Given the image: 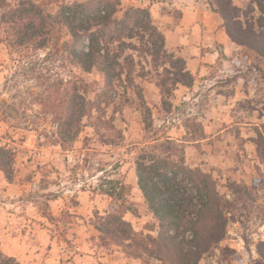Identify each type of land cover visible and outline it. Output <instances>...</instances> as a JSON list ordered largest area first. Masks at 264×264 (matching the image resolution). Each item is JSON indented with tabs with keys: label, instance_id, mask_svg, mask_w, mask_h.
Masks as SVG:
<instances>
[{
	"label": "rangeland",
	"instance_id": "1",
	"mask_svg": "<svg viewBox=\"0 0 264 264\" xmlns=\"http://www.w3.org/2000/svg\"><path fill=\"white\" fill-rule=\"evenodd\" d=\"M231 1L243 10L250 5V0ZM121 2L125 10L146 8L142 0ZM58 10V4L48 7L50 13ZM4 39L0 35V148L15 154L13 160H2L13 170L15 187L9 194V182L0 170V253L32 264L19 258L44 255L54 241L56 264H161L148 262L146 256L136 259L132 249L103 241L98 229L100 217L116 209L136 233L157 235L156 220L138 189L134 162L151 141L169 138L183 146L186 164L211 174L218 191L234 203L229 217L235 220L228 224L221 248L199 264H253L259 258L258 244L264 240V157L258 153L264 149V58L237 46L234 57L224 55V61L204 76H194L188 87L174 83L182 62L169 64L163 55L152 59L143 50L148 49L146 43H137L138 51L126 55L135 58L134 76L153 127L145 131L142 102L132 90L125 103L127 93L120 87L113 105L106 106L100 98L101 109L89 111L81 127L65 135L62 120L42 102L55 90H49L50 85L59 79V95L70 96L77 88L95 102L104 90L103 76L71 65L65 44L72 38L64 29L47 49L37 52L14 49L2 43ZM164 81L163 92L157 83ZM52 122L59 124L57 136L43 140L40 127ZM233 182L242 192L233 194L228 188ZM120 184L130 188V210L107 195ZM81 203L79 216L75 213ZM226 247L235 254L224 252Z\"/></svg>",
	"mask_w": 264,
	"mask_h": 264
},
{
	"label": "trees",
	"instance_id": "2",
	"mask_svg": "<svg viewBox=\"0 0 264 264\" xmlns=\"http://www.w3.org/2000/svg\"><path fill=\"white\" fill-rule=\"evenodd\" d=\"M53 4L59 6L56 13L48 11ZM211 6L222 17L226 33L233 43L264 58V0H250L246 10L233 5L231 0H211ZM62 29L72 38L71 43L65 44L71 65L88 74L97 70L104 78V90L95 102L88 101L77 88L71 89L70 96L59 95L58 86L63 85L59 79L50 85L49 90L55 89L52 95L56 98L52 99L50 95L42 102L62 120L61 130L65 135L81 127L89 111L101 109L102 105L97 106L100 98L105 100L102 103L106 106L113 105L120 87L127 93L122 97L125 103L129 102L128 94L132 90L142 102L140 108L145 131L153 127L143 89L134 76L137 71L135 58L132 54L126 55L127 51H138L137 43H146L148 49L143 50L152 59L163 55L169 64L174 60L182 62L184 67L177 71L174 83L193 85L194 76L186 61L169 52L166 37L149 8L130 7L125 10L121 0L72 4L60 0H0V35H5L1 42L14 49L45 50ZM166 72L169 73L168 70ZM137 77L145 78L144 75ZM165 84V81L157 83L163 92ZM167 93L170 94L169 89ZM258 153L264 157V149ZM6 156L13 160L15 154L7 147L0 148V170L12 183L13 170L7 169V163H2ZM134 164L138 189L156 220L157 235L136 233L131 223L124 219V213L115 209L100 217L103 224L98 231L103 241L132 249L135 255L132 257L136 259L146 256L148 262L152 260L161 264H199L221 248L227 237L228 224L235 220L229 217L234 203L218 191V183L211 174L186 164L182 145L169 138L162 142L154 139L137 154ZM228 188L233 194L243 190L235 182ZM129 190L128 186L120 184L107 195L122 200V206L126 205L130 210L133 204L127 200ZM223 251L235 254L227 247ZM257 251L259 258L253 264H264V240L258 244ZM0 264L22 263L0 253Z\"/></svg>",
	"mask_w": 264,
	"mask_h": 264
},
{
	"label": "crops",
	"instance_id": "3",
	"mask_svg": "<svg viewBox=\"0 0 264 264\" xmlns=\"http://www.w3.org/2000/svg\"><path fill=\"white\" fill-rule=\"evenodd\" d=\"M142 2L141 6L150 9L153 19L165 35L167 48L177 52L186 61L188 70L195 77L204 76L210 67L224 61V55L232 58L239 50L228 37L222 17L213 11L211 0H142ZM8 186L7 191L10 194L14 191L15 184L9 183ZM76 209H79V213L75 214H81L83 203ZM44 232L43 229L39 230L41 235ZM15 239L17 241V238ZM50 244L52 248L44 255L33 253L28 259L26 257L19 259L28 263L33 260L32 264H35L34 258L38 264H56L54 241Z\"/></svg>",
	"mask_w": 264,
	"mask_h": 264
},
{
	"label": "built area",
	"instance_id": "4",
	"mask_svg": "<svg viewBox=\"0 0 264 264\" xmlns=\"http://www.w3.org/2000/svg\"><path fill=\"white\" fill-rule=\"evenodd\" d=\"M40 130L45 133V134L41 135V138L43 140H46L47 136L56 137L57 136V132L59 130V124L52 122L49 126H47V125L41 126Z\"/></svg>",
	"mask_w": 264,
	"mask_h": 264
}]
</instances>
